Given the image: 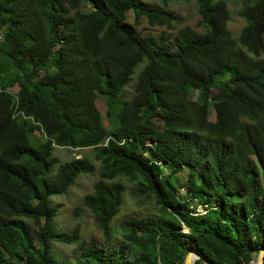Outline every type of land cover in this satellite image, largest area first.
<instances>
[{
  "label": "trees",
  "instance_id": "1",
  "mask_svg": "<svg viewBox=\"0 0 264 264\" xmlns=\"http://www.w3.org/2000/svg\"><path fill=\"white\" fill-rule=\"evenodd\" d=\"M161 1H193L204 31L143 35L139 18L167 29L176 18L138 0H0V264H70L51 241L74 243L79 227L58 231L49 198L94 172L83 205L107 239L120 178L156 209L125 219L116 246H80L72 264H182L190 249L253 264L264 248V0H242L237 38L225 0ZM55 146L93 159L51 175Z\"/></svg>",
  "mask_w": 264,
  "mask_h": 264
},
{
  "label": "rangeland",
  "instance_id": "2",
  "mask_svg": "<svg viewBox=\"0 0 264 264\" xmlns=\"http://www.w3.org/2000/svg\"><path fill=\"white\" fill-rule=\"evenodd\" d=\"M139 3L146 4L149 6H158L171 11L176 18L173 22L171 29L159 26H150L147 23L146 18H139V24L137 30L141 33L147 34H158L161 31H167L168 33H175L179 28L189 26L194 31L201 33L204 31L203 24L201 23V16L197 11L196 5L193 1H170L166 4L162 3L161 0H138ZM227 2L231 20L228 23V28L231 31L234 38H237L241 28L245 25V20L239 16V10L242 6V0H225ZM126 21L129 24L134 22V15L132 11H128L126 14ZM264 57V53L262 54ZM141 65L135 69L132 80L127 84L123 91L122 97L124 101H128L134 92V81ZM16 92L17 87L10 89ZM212 93H216L212 90ZM96 105L100 110L101 114H105V105L102 97L96 98ZM104 124L106 128H110L109 121L104 118ZM113 126V125H111ZM109 130V129H108ZM37 137H41L39 132H36ZM81 156L93 159L92 151L89 148L82 149H71L68 147L55 146L51 158L53 164L51 166V175L57 172L58 165L71 158H78ZM94 161V160H93ZM98 166V162H94ZM180 183H184L186 179V170L182 169L177 173ZM97 172L92 174L80 175L75 183L68 189L65 194L52 195L49 200L50 203L56 208L54 217L55 228L60 232L72 233L76 225L79 227V240L74 243H62L55 240L51 241L52 253L58 263L63 261L72 264L76 253L79 251L80 246L87 245L91 241L96 242L98 245L104 246H116L121 241V223L134 216H143L151 213H155V204L152 198L147 199L140 196L134 190L135 183L129 182L125 178H120L124 183L125 189L123 193V202L118 214L111 221V237L106 238L96 221L93 218L92 212L83 205V197L92 192L93 183L97 180ZM183 192V189H180ZM255 254V253H254ZM252 254V256L254 255ZM254 260H258L255 255ZM245 263V262H244ZM246 264V263H245ZM247 264H252L250 261Z\"/></svg>",
  "mask_w": 264,
  "mask_h": 264
},
{
  "label": "water",
  "instance_id": "3",
  "mask_svg": "<svg viewBox=\"0 0 264 264\" xmlns=\"http://www.w3.org/2000/svg\"><path fill=\"white\" fill-rule=\"evenodd\" d=\"M258 255V260H259V264H264V248L260 249L257 252ZM193 258V260H192ZM196 259H202L203 264H213L212 262H210L203 254H201L199 251H196L195 249H190L182 264H194Z\"/></svg>",
  "mask_w": 264,
  "mask_h": 264
},
{
  "label": "built area",
  "instance_id": "4",
  "mask_svg": "<svg viewBox=\"0 0 264 264\" xmlns=\"http://www.w3.org/2000/svg\"><path fill=\"white\" fill-rule=\"evenodd\" d=\"M198 210L200 211V213H205L206 209L202 206V204L198 205Z\"/></svg>",
  "mask_w": 264,
  "mask_h": 264
},
{
  "label": "bare ground",
  "instance_id": "5",
  "mask_svg": "<svg viewBox=\"0 0 264 264\" xmlns=\"http://www.w3.org/2000/svg\"><path fill=\"white\" fill-rule=\"evenodd\" d=\"M255 255L258 257L257 254H254V255H253V258L255 257ZM192 260H193V258H192ZM253 264H259V260H254V259H253Z\"/></svg>",
  "mask_w": 264,
  "mask_h": 264
}]
</instances>
